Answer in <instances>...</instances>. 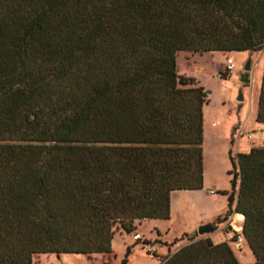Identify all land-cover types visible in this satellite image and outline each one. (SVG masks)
Here are the masks:
<instances>
[{"label": "trees", "instance_id": "1", "mask_svg": "<svg viewBox=\"0 0 264 264\" xmlns=\"http://www.w3.org/2000/svg\"><path fill=\"white\" fill-rule=\"evenodd\" d=\"M248 50L264 0H0V264L107 254L117 229L168 219L172 191L202 187L209 93L176 54ZM229 159L216 218L242 215L232 237L264 264V145ZM194 236L158 264H241L232 239Z\"/></svg>", "mask_w": 264, "mask_h": 264}, {"label": "rangeland", "instance_id": "2", "mask_svg": "<svg viewBox=\"0 0 264 264\" xmlns=\"http://www.w3.org/2000/svg\"><path fill=\"white\" fill-rule=\"evenodd\" d=\"M247 56V51H179L176 54L177 73L193 78L197 85L209 92L206 95L208 101L202 107L204 184L194 206L183 213L173 214L170 221L142 220L129 234L117 229L118 232L111 240V251L107 254H37L32 256V264H121V260H124L123 264H158V258L163 259L174 252L180 245L188 242L194 233L193 239L198 238L196 227L199 224H195L196 220L226 208L227 198L221 191L230 190L229 153L235 158L237 152L247 151L251 146L264 145V124H259L254 119L264 51H253L250 82L242 88V99H236ZM227 57H231L233 63L230 71L225 70ZM209 189L213 192L208 193ZM236 190L235 187V196ZM228 216L223 221H218L214 231L216 234L212 235L213 238L209 237L213 243L227 241V236L233 235L234 229L228 230L224 224ZM183 233L189 235L170 243ZM222 234L224 237H221ZM133 243L135 244L132 245ZM127 246H130V252L125 257ZM229 246L238 262H253L254 258L245 242L238 248L231 242ZM151 253L158 257H152Z\"/></svg>", "mask_w": 264, "mask_h": 264}, {"label": "crops", "instance_id": "3", "mask_svg": "<svg viewBox=\"0 0 264 264\" xmlns=\"http://www.w3.org/2000/svg\"><path fill=\"white\" fill-rule=\"evenodd\" d=\"M202 184H204V180ZM202 191L203 190H200V189L172 191L170 193V199H169V218L166 219V221L167 220L170 221V219H172L173 217L172 216L173 214H176L179 212L183 213L184 211H187L188 208L194 206L196 200L198 199ZM226 209H227V205H226V208L223 207V209L220 212L216 211V212L206 215L205 217L197 219L195 224H201V223L210 221L216 218L217 216L222 215L226 211ZM156 221H159V220H156ZM224 224L227 226L228 230L230 228H233L235 231H239L241 229V224H242V215L237 214L234 211H232L230 215L228 216V218L226 219ZM214 231L212 233L205 235V237L208 236L210 238H213L212 235L216 234ZM221 237H224V235L222 234Z\"/></svg>", "mask_w": 264, "mask_h": 264}, {"label": "water", "instance_id": "4", "mask_svg": "<svg viewBox=\"0 0 264 264\" xmlns=\"http://www.w3.org/2000/svg\"><path fill=\"white\" fill-rule=\"evenodd\" d=\"M248 56H247V59L243 65V74L240 78V82H241V85L239 86L238 88V91H237V96H236V99L237 100H241L242 99V87L244 84L250 82V72H251V55L253 53L252 50H248ZM238 187V186H237ZM218 224V219L217 218H214L210 221H207V222H204V223H201L199 224L197 227H196V233L198 235V237H202V236H205L207 234H209L210 232L214 231L216 229V226ZM124 260H121V264H123Z\"/></svg>", "mask_w": 264, "mask_h": 264}, {"label": "built area", "instance_id": "5", "mask_svg": "<svg viewBox=\"0 0 264 264\" xmlns=\"http://www.w3.org/2000/svg\"><path fill=\"white\" fill-rule=\"evenodd\" d=\"M233 68V63H232V59H231V57H227L226 58V65H225V70L226 71H230L231 69ZM209 94V93H208ZM207 94V95H208ZM213 191L212 190H209L208 191V193H212ZM138 237V235H136V238ZM230 239H232V243L238 248V247H240V245H241V243L243 242V237H242V235H237L236 237H234V239H233V237H232V235L230 234V235H228L227 236V240H230Z\"/></svg>", "mask_w": 264, "mask_h": 264}]
</instances>
